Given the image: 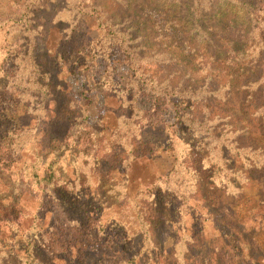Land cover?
<instances>
[{
  "label": "rangeland",
  "instance_id": "374dc122",
  "mask_svg": "<svg viewBox=\"0 0 264 264\" xmlns=\"http://www.w3.org/2000/svg\"><path fill=\"white\" fill-rule=\"evenodd\" d=\"M96 1L131 36L129 47L157 63L144 64L156 79L180 86L186 73L198 70L186 46L196 48L195 38L181 33L192 0ZM24 2L0 0V23L18 20ZM42 5L31 17L39 32L33 58L44 63L50 92L20 82L32 69L29 62L24 73L19 68L28 38L19 42L21 35L0 32V264H264L260 166H248L229 149L220 154L176 125L174 110L190 102L178 97L162 115L168 128H147L143 157L128 156L127 144L114 136L135 96L127 93L135 81L130 55L73 0ZM231 11L210 15L208 23ZM229 111L238 127L255 129L243 101ZM169 130L178 164L169 152ZM175 183L182 184L181 199ZM224 211L236 213L243 244L229 237L231 249L220 252Z\"/></svg>",
  "mask_w": 264,
  "mask_h": 264
},
{
  "label": "trees",
  "instance_id": "16d2710c",
  "mask_svg": "<svg viewBox=\"0 0 264 264\" xmlns=\"http://www.w3.org/2000/svg\"><path fill=\"white\" fill-rule=\"evenodd\" d=\"M44 1L46 0H25L20 18L1 22L0 32L21 35L19 42L23 37L28 38V51L23 57L19 56V60L24 63H19V68L24 73L28 68L26 63L29 62L32 69L28 72V78L21 79L20 82L27 80L28 84L40 91L50 92L53 87L47 73L42 71L44 63H38L33 58V43L36 44L34 34L39 32L32 28L31 17L34 11L41 9ZM73 4L81 15L96 17L104 37L112 36L131 57L130 66L135 71V81L127 89V93L134 92L135 96L128 103L126 97L121 101V105L126 103L130 106L131 115L125 121L126 124L119 131L117 129L118 135L114 136L116 141L122 139L121 143L124 141L127 144H122L124 153L127 151L128 156H134V160L143 157V151L147 147L142 139L143 132L154 126L168 128L162 115L172 104V99L178 97L185 101L189 99L190 102L186 107H176L174 110L176 125L183 126L187 133L198 138L202 136L203 140L214 144L220 154L226 149L238 153L248 166H260L257 167L261 168L260 174L264 173V0H192L187 10L189 22L183 25L181 33L185 40L191 33L196 39V48L189 43L186 46L194 52L199 68L194 74L186 73L180 86L174 85L170 80L163 81L160 77L158 80L147 72L144 64L149 66L157 63L140 57L129 47L131 36L117 28L113 14L104 6L96 0H73ZM222 9L232 10L233 14L229 17L222 16L217 23H208V17ZM8 23L9 27H6ZM7 75L10 76L8 73ZM240 100L251 108L255 129L238 127V119L229 111ZM66 108L64 111L69 118L74 112ZM133 121L136 122L132 124ZM133 129L136 134L130 135L129 132ZM169 134V152L178 164V147L170 130ZM251 179L256 181L258 178ZM181 187L182 184L175 183L172 188L179 199L182 198ZM181 207L182 203L178 210ZM235 215L234 211L231 215L230 212L225 215L224 211L219 220L217 229L222 239L220 252L225 248L231 249L229 237L235 239L239 248L242 247V234L232 220ZM146 241L150 242L149 239Z\"/></svg>",
  "mask_w": 264,
  "mask_h": 264
}]
</instances>
